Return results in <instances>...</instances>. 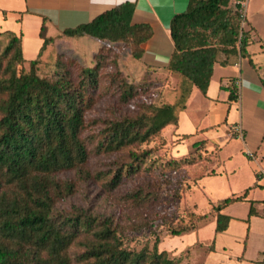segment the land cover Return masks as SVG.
<instances>
[{
  "label": "trees",
  "instance_id": "16d2710c",
  "mask_svg": "<svg viewBox=\"0 0 264 264\" xmlns=\"http://www.w3.org/2000/svg\"><path fill=\"white\" fill-rule=\"evenodd\" d=\"M229 3L189 0L185 11L170 20L173 51L165 70L177 80L165 92L167 103L161 106L149 101L148 88L153 85L142 83L145 74L155 70L141 61V45L151 37L152 30L147 24H132L131 3L120 4L89 23L51 36L47 35L44 19L39 31L42 46L32 60L24 59L19 36L9 31L0 33V264H70L68 247L83 234L89 240L93 237L78 257L84 264L181 263L180 257L170 259L164 252H157L155 246L138 252L123 247L117 236L120 226L112 215L98 217L81 209L55 211V205H62L83 181L100 178V172L91 175L84 169L90 155L88 145L96 153L114 154L149 141L165 128L176 131L193 90L206 96L214 65L224 67L232 59L246 57L249 31L240 26V14ZM84 37L100 45L93 56L79 50ZM73 47L80 51L78 60L65 53ZM124 55L127 57L121 63ZM108 62L117 65L111 82L119 80L122 100L138 102L139 110L120 119H87ZM226 89L228 101H234V85ZM141 96L148 100H140ZM193 146L197 150L200 143ZM133 156L138 160V155ZM202 160L204 157L190 153L168 166L175 170ZM72 171L76 179L60 178ZM122 175L119 170L109 179V186L115 187ZM248 190L212 205L216 233L225 231L230 221L221 211L243 201ZM150 193L134 192L122 199L133 208L149 207ZM248 202L247 222L258 214L254 201ZM168 219L155 209L138 221L152 224L159 220L163 224ZM194 229L193 225L169 227L172 235ZM260 263L264 264V252Z\"/></svg>",
  "mask_w": 264,
  "mask_h": 264
},
{
  "label": "rangeland",
  "instance_id": "374dc122",
  "mask_svg": "<svg viewBox=\"0 0 264 264\" xmlns=\"http://www.w3.org/2000/svg\"><path fill=\"white\" fill-rule=\"evenodd\" d=\"M233 1L230 0L229 3L232 9L235 8ZM240 19V26L244 31H249L252 60L264 69V0H247L245 18L240 16ZM8 26L15 28L12 18L9 19ZM26 34L28 38L23 42L24 54L26 59H33L36 54L34 52L39 47V39L37 34L29 31ZM81 43L84 47L81 50L87 55L92 56L100 48L92 40L84 39ZM76 51L77 47H73L66 49L65 53L78 60L80 51ZM126 57L127 55L120 57L121 63H124ZM116 71L117 65L108 62L103 70L95 104L86 113L87 119H120L138 112V102L122 100L119 80L111 82V76ZM236 75L237 71L232 65L216 66L207 88L208 96L194 91L195 95L188 103L190 110L180 115L176 131L173 127L165 128L149 141L114 154L96 153L88 145L90 155L84 169L91 175L100 172V178L83 181L62 205H55V211L81 209L98 217L112 215L120 226L117 236L123 247L138 252L142 249L150 251L155 246L157 252H164L170 259L180 257V264H260L253 257L261 244V238L255 233H249L245 243L246 237L242 231V226H247L249 203L236 202L221 213L234 217V223L229 228L228 223L226 230L218 232L216 237V218L211 210L212 205L218 201L239 196L243 192L239 191L240 188H252L256 180V162L245 155L241 142L243 138L234 134V127L239 124L240 118L244 121L245 117L248 119L246 103L242 100V87L234 85L237 98L230 102L226 99L228 90L218 88L223 77ZM222 82L225 81L222 79ZM142 83L144 86L153 85L148 88L149 101L157 106L167 103L164 94L175 85L173 76L156 71L145 74ZM217 95L219 101L213 100ZM140 100H148V97L141 96ZM258 108L261 110V106ZM85 133H89L88 129ZM194 143H200L197 150L194 149ZM190 153L204 157V160L175 170L168 166L169 162L182 159ZM133 155H138V160ZM260 166L264 170V161ZM132 169L133 173L130 171ZM119 170L123 174L120 181L115 187H110L109 179L117 175ZM60 178L76 179L75 172L64 173ZM5 189L9 193V187ZM143 191L153 192L150 193L152 204L149 207L145 205L133 208L124 203L122 197ZM155 209L169 218L166 223L161 224L159 220L152 224L138 221L144 213H151ZM201 216L205 218L199 219ZM132 221H135L134 226ZM192 225L195 226L193 231L180 235H172L169 230V227L182 229ZM90 240L87 234H83L68 247L70 264H84L79 262L78 257L84 253L85 243ZM245 244L248 249L244 253ZM245 256L253 258V261L246 260Z\"/></svg>",
  "mask_w": 264,
  "mask_h": 264
},
{
  "label": "crops",
  "instance_id": "0c3cea01",
  "mask_svg": "<svg viewBox=\"0 0 264 264\" xmlns=\"http://www.w3.org/2000/svg\"><path fill=\"white\" fill-rule=\"evenodd\" d=\"M188 1L189 0H0V33L9 31L21 38L24 59H26V57L24 54L23 42L25 38H28V34H26L27 31L31 34H37L39 47L36 52H34L36 53V57L43 42L39 37V31L44 19L46 21L47 35L51 36L63 32L64 30L74 29L79 25L89 23L101 13L120 4L131 3L134 5L132 24H147L152 30L151 37L141 45L143 50L141 61L148 67L155 69L154 71L157 73H165L166 76H173L176 83L177 76L168 74L165 70L173 51L169 24L173 16L185 11ZM10 18H12L15 28L8 26ZM250 30H253V28ZM84 39L92 40L94 45H96L94 39L84 37L81 40L83 41ZM249 42L251 41L249 40ZM79 45V50L82 48L84 49L81 42ZM249 47L250 43L246 47V57L238 58L239 62H236L237 59H232L230 61L229 65H232L236 69L237 75L227 78L223 77L222 79L225 82H222L221 79L218 88L224 90L229 85L239 84V86L242 87V100L243 102L245 100L246 103V115L248 113V119L245 117L244 121L241 117L238 124L242 129L241 139H243L241 142L245 155L256 162L258 168L255 170V175L257 177L255 182H253V187L247 188L249 189L247 196L240 202L254 201V206L258 214L250 217L248 222L246 219L247 226L243 225L242 231L246 237L245 243L248 240L249 233H255L261 238V244L258 245V249L253 257L256 262L260 263L262 253L264 252V197H255V195H264V170L260 166L264 161V69L253 62ZM91 51H93V49ZM95 53H93L92 56ZM216 66L220 65H214L213 72ZM194 91L197 90L194 89L191 93L185 111L190 110L188 103L195 95ZM207 96L208 90L205 97ZM212 99L218 100V95L216 98ZM226 99L228 101V95ZM249 106L253 107V109ZM258 106H261V110H259ZM180 120L179 118V123ZM242 190L243 192L240 195L244 193L246 188L239 189V191ZM233 204H236V202ZM233 204L224 208L221 213ZM227 216L231 218L228 226L229 228L234 223L232 222L234 217L231 215ZM216 234L215 232V237ZM244 249L243 252L245 253L248 249V245L245 244ZM245 257H247L246 260L253 261L251 260L253 258H248V256Z\"/></svg>",
  "mask_w": 264,
  "mask_h": 264
},
{
  "label": "built area",
  "instance_id": "2783aa9c",
  "mask_svg": "<svg viewBox=\"0 0 264 264\" xmlns=\"http://www.w3.org/2000/svg\"><path fill=\"white\" fill-rule=\"evenodd\" d=\"M246 1L247 0H234L233 1L235 8H237V11L239 12L242 18H245ZM234 134L237 137H242V129L240 126L236 125L234 127Z\"/></svg>",
  "mask_w": 264,
  "mask_h": 264
}]
</instances>
